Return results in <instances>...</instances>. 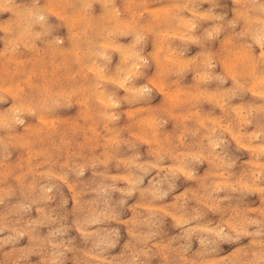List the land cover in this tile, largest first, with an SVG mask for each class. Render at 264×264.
Listing matches in <instances>:
<instances>
[{
  "label": "rangeland",
  "instance_id": "obj_1",
  "mask_svg": "<svg viewBox=\"0 0 264 264\" xmlns=\"http://www.w3.org/2000/svg\"><path fill=\"white\" fill-rule=\"evenodd\" d=\"M49 1L50 4H48ZM86 1L88 2V0H69L68 6H72L67 7V4L60 5L61 1L59 0H0V69L2 68L3 72H1L0 85L4 84L0 86V112L8 113L14 108L11 94L14 92L15 87H13V91L11 90L12 87L9 88V91L3 89L5 86H12L9 72L14 70V65L8 64L9 57L10 59L15 57L18 63L26 61L27 66H31L30 60L39 59L36 66H34L35 73H37L36 80L40 82L41 87H45V84L50 85L49 89L47 88L49 94L47 93L44 97L46 100H43V106L38 107L39 98L36 91H34L32 94L34 95L35 106L38 109L33 114L21 113L23 120L21 123L18 122L15 125L16 127L12 126L10 130L0 129V139H2L0 140V264H264V165L262 169L260 168L261 170L252 167L254 166L252 162H255L256 158L261 159L260 161L264 163V153L260 154L261 158L258 155L254 157L252 152L246 149V144L249 142L248 134L252 136L253 141H256V137H260L254 143L262 142L261 144H264V132H262L264 130V98L262 97L264 96L258 97L259 93L264 91V86L262 88L253 86L255 85L253 75H251L252 80L250 77L252 67H248V63L242 61L243 56H237L241 55L242 51L244 52L247 45V48L249 47L246 48L249 50L248 52L251 51L252 56L256 57L254 63L258 66H264L262 65L264 61L262 56V54L264 55V48H262L264 37L256 38L262 30L257 23V19H264V10H262V8L264 9V0H145L146 3L144 0H142V3L141 0H130L133 4L129 0H110L113 4L108 0H92L89 1L90 4ZM5 2H10L11 6L7 3L10 9L6 7ZM106 3L108 4L107 7L105 6ZM127 3L133 5H130L132 8L129 7L130 11H128L127 7L129 5ZM182 4L185 6L183 7ZM164 5L172 7L171 9L179 7L182 16L187 20H193L195 25L191 35L198 40L197 42L190 41L188 38L182 39L173 36L165 37L168 39L166 41L164 31L170 28L165 27L162 22L158 26L164 27L159 29L156 25L163 19H159L160 16L157 17L159 14H155L157 9L160 12V7L162 8ZM174 6L175 8H173ZM249 6L255 8L251 9ZM60 7L64 9L61 10ZM104 7L111 10L112 7L114 10L117 7L116 10L118 9L119 13L116 14V10L113 11L115 16L118 17L120 25L118 27L116 24L109 23L110 30H104L102 36L101 34L95 36L94 47L96 49H92L106 53L108 59L103 62V65L109 66L110 70L107 68L106 70H109L108 72L115 79L116 68H119L120 65L123 71L130 67L137 69L139 68L138 64L141 65L140 68H143V70L140 72L142 73L139 75L138 72V75L133 76L130 81L133 83L132 80L135 78L133 84H135V87L137 86L139 93L137 90L135 91L139 95L144 93L146 96H141L145 100L138 98L139 95L135 91L128 90L123 87V84L121 86L117 82L118 79H114V81L98 80L93 84L101 83L104 85L107 82L104 85L105 87L101 85L105 88L103 92L112 95L111 90L116 91V94L113 93L112 95L115 104L113 109H106L108 113L104 110L107 107L99 102L96 96H94L95 98L92 97L94 94L93 89L86 94L79 91L80 84L83 82L81 76L75 80H68L71 74L76 78L80 71L76 56L74 54L67 56L68 62L65 72L57 70L56 75L53 76V68L50 66L52 54L48 52L49 45L56 49L64 47L68 51L73 48L75 54L80 53L86 56L84 61L91 58L93 51L83 41L76 46L71 45V35L79 32L80 28L74 24L76 26L74 32L76 33L71 32L70 27L72 26H69L71 23L67 22L65 18L73 14L76 17L72 18L76 20L80 16L78 12L81 9L87 14L86 10L89 11V8H91V14L88 13L87 17L90 18L92 15L91 18L93 19L94 17L95 19L100 18L105 13V9H102ZM31 8L33 11H31ZM255 10L257 11L253 12ZM61 11H64V13ZM174 11H172L173 14L170 17L172 24L169 22L170 19L168 24L176 29L178 23L174 19L177 16H173L178 15V12ZM235 11H238V13ZM20 12L21 15L25 14L24 18L20 16ZM240 12L243 14L245 12V17L241 16ZM246 13L249 16H246ZM17 16H20L21 19L17 20ZM134 16L138 17L134 19ZM245 19L248 20L245 21ZM254 19L256 20L254 21ZM137 20L139 22L136 23ZM129 21L131 26L128 25ZM153 21H156L157 24H154L156 22ZM21 23L23 24L21 25ZM99 23L102 27L104 22L101 20ZM250 27L253 28L250 29ZM6 28L12 30L7 31ZM151 28H153V31L157 30L155 34ZM120 29L123 31L121 32ZM112 30H116L117 35ZM23 31L25 32L23 33ZM244 31L247 34L250 33L248 34L250 36L248 37ZM119 33L123 34L120 35ZM141 36L145 37L141 38ZM20 37H24V39ZM21 39L22 41H20ZM112 39L115 40L114 43H118L117 45L121 43L122 45L119 46L124 47L127 52L129 50H132L134 54L142 52L141 55L143 58L146 57L147 60L145 61L148 63L144 64L143 59H141L143 61H137L136 58L134 60L130 58L129 64L124 66L122 64L124 58L118 51L112 50L111 54V49L103 48L104 43L102 42H113ZM138 39L139 41H137ZM258 40L262 41V43L260 41L261 45ZM168 41L169 46L173 49L176 48L174 51H177L178 54L192 59L195 58L197 62L195 68L191 67L183 72L172 67L168 70L170 72L168 73L170 76L167 75L169 80H175L176 83L191 87L193 91L196 87L203 92L217 94V99L221 97V94L226 93L227 101L224 102H227L226 106L228 105L230 109L234 106L235 108L243 107L242 110H245L242 111L245 119L238 120L236 114L227 109L226 106H224V111V107L220 103L217 104V99L209 100L205 98V100L200 97L202 100L198 98L199 101H197V98H191V101L194 100L192 103L195 107L191 102L185 105L187 106L185 107L186 110L191 105L193 107H189V109H193L192 111L196 110L206 118H216L218 123L221 121L217 125L208 124L205 129L197 126L195 120L188 124L192 134L188 133L189 136L187 135L185 138L192 144V150L195 153L201 149V151L208 154L206 158L193 153L178 158V153L182 151L181 147H177V138L183 126L180 124L181 121H179L178 126V120L169 115L168 111L170 110L167 106L165 92L163 93L160 87L157 88L159 79L163 74L159 75L161 73L159 68L161 67L157 65L156 58L153 59L155 52L158 54L156 56H160L159 52L164 46H168ZM164 42L165 45L163 46ZM224 42L225 44H223ZM231 42H234V44ZM78 46L80 47L79 50H77ZM134 46L137 50L139 48H142V50L137 51ZM160 46L163 47L160 48ZM226 46L230 49H227ZM155 48L159 49V52L158 50L155 51ZM106 49L107 51H103ZM222 49L224 50L222 51ZM237 49L241 51L238 52ZM128 53L127 55H129ZM53 57H56L51 59L54 64L60 66L63 57L60 54ZM237 57L240 58L238 63L243 62V64H239L237 70L239 72L238 77L241 74L243 75V77H240L243 81L238 77H235L236 79L230 77L233 76L231 71L230 74L228 73L230 66L233 70V65L238 60ZM110 58L112 60H109ZM151 59L153 62H151ZM205 59L208 60L207 63ZM233 59L235 60L233 61ZM97 61L101 63V61ZM3 62L5 65L8 64L11 70L9 68L4 69ZM86 62L90 63V61ZM140 62L143 64H140ZM198 63H203L200 69L196 67ZM1 64L4 66L2 67ZM246 68L248 70L245 71ZM84 71L86 72L88 69L86 68ZM157 73L158 75H156ZM42 74L46 75L43 80L41 78ZM203 75H207V77ZM59 76H67L68 78L62 81L60 87L52 86L54 83L60 84ZM244 76H247V78ZM19 78L27 87V79L23 76ZM163 78L161 77V79ZM235 81H238L239 84ZM108 82H111V84ZM155 83L158 84L157 87H155ZM238 85L239 87H237ZM139 86L145 87L144 89L141 87L140 90ZM103 87L99 89H103ZM116 87L120 88L117 90ZM69 88H74V91L68 92ZM65 89L66 92H57ZM252 89L257 92L260 90V92L257 95ZM79 101L81 103L83 101V104L88 102V107L87 104L82 105ZM145 107H149L150 112L153 110L151 112L153 116L154 114L157 116L155 121L157 120L156 123L161 128L159 130L163 134L168 133L174 137L173 149L177 147L173 150L175 157H173V154L168 157L169 154H164L165 152L162 153L163 156L160 154L159 156L158 153L154 152L153 146L148 145L145 139V141H140V136L148 135L152 131L150 128H145L147 126L141 122V118H144L148 113L146 112L148 109L146 110ZM140 108L145 114L141 113ZM138 111L140 112L138 113ZM228 111L229 113H227ZM246 111L250 117H248ZM261 111L263 112L261 113ZM106 114L109 115L111 121ZM43 116L51 120L63 119L64 122L59 125L57 132L49 131L44 135H37L36 140L31 139V136H25L27 124H33L35 127L40 126L39 128L43 131H48L47 126L41 121ZM133 117L134 120H132ZM260 117L263 122H260ZM250 118L252 121H248L249 123L243 122L250 120ZM227 121L233 125L232 128ZM224 122L229 124L227 127H230L231 130H234L235 126L234 131H237L236 133L239 131L245 132L243 135L245 140L243 141L242 138V142L239 139L240 142L238 139L233 138L231 133H228L229 131H227ZM93 123L94 125L98 124L94 126ZM245 124L250 126L246 127ZM107 125H112L109 130L113 129L109 131ZM244 125L245 127H242ZM79 126L82 129L80 128L77 131L76 129ZM132 126H137L136 130L133 131L135 127ZM241 127L242 129H240ZM139 131L142 132L143 136L140 135ZM138 132L140 136L137 134ZM208 132L214 135L211 144L208 143L209 140L206 138ZM7 134L20 136L23 134L24 137L21 138H25L26 141L28 139L30 143L24 146L17 144L11 138L9 139ZM193 134L196 135L197 140H194ZM261 138L263 139L260 140ZM243 143L245 147H243ZM196 144L200 146L197 147ZM28 145L30 146L28 147ZM29 155L31 156L29 157ZM250 155H252V158ZM217 158L222 160L223 164L214 160ZM20 159L23 162L24 169L17 168L21 163ZM251 159L253 161L250 163ZM28 163L33 168V173ZM3 165H11L8 169L10 172H6ZM124 177L131 180L129 181ZM136 177L142 179L139 186L131 184L132 179ZM241 179L244 182H249L250 185L255 183L256 188L261 187L263 192H259L251 186H243ZM74 191L79 196V203L74 201Z\"/></svg>",
  "mask_w": 264,
  "mask_h": 264
},
{
  "label": "bare ground",
  "instance_id": "obj_2",
  "mask_svg": "<svg viewBox=\"0 0 264 264\" xmlns=\"http://www.w3.org/2000/svg\"><path fill=\"white\" fill-rule=\"evenodd\" d=\"M6 1H8V0H6ZM59 1H61L60 3V5H62L63 6V4H67V3H69V0H59ZM82 1V0H81ZM89 1H92V0H88V4H90V2ZM97 1V0H96ZM104 1V0H103ZM108 1H110V0H108ZM112 1H114V0H112ZM112 1H110L111 3H112ZM130 1V0H129ZM133 1V0H132ZM136 1V0H135ZM140 1V0H139ZM236 1H238V0H236ZM66 2V3H65ZM100 3H101V1H99ZM107 2V1H106ZM110 2H107L108 4L110 3ZM131 2V1H130ZM129 2V3H130ZM143 1L141 0V3H142ZM144 2H145V0H144ZM147 2V1H146ZM145 2V3H146ZM7 3H9V6H11V4H10V2H7ZM7 3L5 2V4H6V7L8 8V9H10L8 6H7ZM85 3V2H84ZM105 4V6L106 5H108V4ZM126 3V2H125ZM129 3H127L128 5H129ZM144 3V4H145ZM240 3V2H239ZM243 3V2H242ZM241 3V4H242ZM48 4H50V1H49V3ZM88 4H87V6H88ZM113 4V3H112ZM131 4H133L132 2H131ZM130 4V5H131ZM137 4V3H136ZM135 4V5H136ZM143 4V5H144ZM52 5V4H51ZM91 5L93 6V4L91 3ZM109 5H111V4H109ZM130 5L127 7L128 8V11H130V9H129V7H130ZM139 5H141V4H139ZM138 5V6H139ZM146 5V4H145ZM176 5H178V4H176ZM55 6V5H54ZM56 6H58V5H56ZM66 6V5H65ZM72 6V5H71ZM71 6H68V4H67V7H71ZM111 6H113V5H111ZM131 6H133V5H131ZM137 6V5H136ZM147 6V5H146ZM179 6V5H178ZM182 6H183V4H182ZM185 6V5H184ZM183 6V7H184ZM254 6H256V5H254ZM49 7V6H48ZM52 8H53V6H51ZM89 7H91V6H89ZM107 7V6H106ZM109 7V6H108ZM251 9H254L255 7H251V6H249ZM3 8V7H2ZM62 7H60V9H61ZM92 8V7H91ZM91 8H89V11H87L86 10V12H87V14L84 12V11H82V9H81V11H79L78 12V14H80V16H78L77 14V18H76V20H74L72 17H76L75 15H73V14H71V16H69V17H67V18H65L66 19V21L67 22H69V23H71L69 26H72V27H70V31L72 32H74V28H75V30H76V26L78 27V28H80L79 29V32H74V33H76V34H72L71 35V45L72 46H76L79 42H81V41H83L84 43H85V45H87V46H89L91 49L92 48H95L94 46V39H95V36H97V35H100L101 34V36L103 35V33L105 32L104 30H110V25H109V23L110 24H116V26H118L119 27V25H120V23H119V19H118V17L117 16H115V14H114V11L116 10V8L117 7H115V10H114V8L112 7V10L111 9H107V8H102V9H105L104 11H105V13L104 14H102L101 15V17L100 18H96L95 19V17H94V19L93 18H91L92 17V15H91V17L89 18V17H87V15H88V13H90L91 11H90V9ZM125 8V7H124ZM126 8V9H127ZM131 8V7H130ZM134 8V7H133ZM155 8V7H154ZM172 7H168L167 5H164V7H160V12H158V9H157V12H155V11H151V12H155V14H159L157 17H159V19H163V21L162 20H160L161 22L160 23H158L157 24V22L156 21H153V22H156V23H154V24H157L156 26L160 29V28H162V27H168V28H170V29H167L166 31H164L165 32V36L164 35H162V36H164V38L166 37V38H169L170 36H173V37H181L182 39H184V38H188V39H190V41H195V42H197L198 40L193 36V35H191V31L192 30H194V25H195V23L193 22V20L192 21H190V20H187L184 16H182L181 14H182V12H180V9H179V7H176L175 8V6L173 7V8H175V9H171ZM180 8H182V7H180ZM257 8V7H256ZM261 8V7H260ZM34 9V8H33ZM36 9V8H35ZM34 9V10H35ZM64 8H62L61 10H63ZM132 9V8H131ZM148 9V8H147ZM179 9V10H178ZM250 9V10H251ZM51 10V9H50ZM114 10V11H113ZM155 10V9H154ZM174 10H176L177 12H178V15H176L175 14V16H173V17H176L177 16V18H175L174 19V21L176 20L177 21V26H176V29H174V28H172V26H170V24H168V20L170 19V17H171V15L173 14V12H175ZM182 10V9H181ZM262 10H264L263 8H262ZM261 10V11H262ZM11 11V10H10ZM31 11H33L32 10V8H31ZM137 11V10H136ZM135 11V12H136ZM145 11H147V10H145ZM173 11V12H172ZM189 11V10H188ZM191 11V10H190ZM243 11H245V10H243ZM257 10H255V11H253V12H256ZM258 11H259V9H258ZM13 12V11H12ZM28 12V11H27ZM53 12H55V11H53ZM62 12V11H61ZM60 12V13H61ZM116 14H118L119 13V11H118V9L116 10ZM127 12V11H126ZM131 12H133V13H135L134 11H131ZM236 12V11H235ZM247 12V11H246ZM263 12V11H262ZM11 13V12H10ZM62 13H64V11L62 12ZM75 13V12H74ZM149 13V12H148ZM189 13V12H188ZM195 13V12H194ZM236 13H238V11L236 12ZM32 14V13H31ZM35 14H38V13H35ZM34 14V15H35ZM91 14V13H90ZM150 14V13H149ZM152 15L154 14V13H151ZM207 14V13H206ZM209 14V13H208ZM244 14H245V12H244ZM244 14L242 13V12H240V15L241 16H243V17H245L244 16ZM247 14V13H246ZM248 14H249V11H248ZM246 15V16H249V15ZM16 15H18L17 13H16ZM25 15V14H24ZM24 15H21V12H20V16H24ZM59 15H62V14H59ZM65 15V14H64ZM131 15V14H130ZM133 15V14H132ZM141 15V14H140ZM20 16L18 17H16V19L18 20L19 18H20ZM27 16V15H26ZM25 16V17H26ZM57 16V15H56ZM94 16V15H93ZM197 16V15H196ZM35 17V16H34ZM33 17V18H34ZM64 17V16H63ZM66 17V16H65ZM135 17V16H134ZM138 17V16H137ZM137 17H135L134 19H136ZM251 17V16H250ZM24 18V17H23ZM140 18V17H139ZM21 19V18H20ZM27 19H28V17H27ZM210 19V18H209ZM249 19V18H248ZM248 19H245V21L246 20H248ZM252 19V18H251ZM25 20H26V18H25ZM103 21L104 23H103V26L101 27L99 24V22L100 21ZM140 20V19H139ZM154 20H155V15H154ZM157 20V19H156ZM173 20V19H172ZM242 20V19H241ZM240 20V21H241ZM256 19H254V21H255ZM258 20V24H259V26L262 28V30L260 31V35H258V33H256L257 35H258V37H256V38H263L264 37V19L262 20L261 18L260 19H257ZM27 21V20H26ZM76 21H77V23H76ZM243 21V20H242ZM250 21V20H249ZM253 21V22H254ZM24 22V21H23ZM37 22V21H36ZM130 22V21H129ZM137 22H139L138 20L136 21V23ZM159 22V21H158ZM163 22V25L164 26H158V25H160L161 23ZM170 23H171V19H170V21H169ZM173 22V21H172ZM253 22H252V25H253ZM26 23V22H25ZM134 23H135V21H134ZM247 23H248V21H247ZM23 23H21V25H22ZM29 24H30V22H29ZM66 24V23H65ZM76 26H75V25ZM121 24L123 25V23L121 22ZM172 24V23H171ZM254 24H256V23H254ZM11 25V24H10ZM27 25H28V23H27ZM68 25V24H67ZM98 25H99V27H98ZM102 25V24H101ZM121 25V26H122ZM129 26H131V22L128 24ZM136 25V24H135ZM248 25H250V24H248ZM251 25V26H252ZM73 26H75V27H73ZM127 28H130L129 26H127V25H125ZM150 26V25H149ZM156 26H154L155 27V29H157L156 28ZM215 26V25H214ZM13 27V26H12ZM28 27V26H27ZM151 27V26H150ZM249 27V26H248ZM254 27V26H253ZM253 27H250V29L251 28H253ZM26 28V27H25ZM45 28V27H44ZM121 28V27H120ZM123 29H124V26L122 27ZM141 28V27H140ZM10 29V30H9ZM28 29V28H27ZM100 29H102L103 30V32H102V30L101 31H99ZM113 29V28H112ZM147 29H148V27H147ZM249 29V30H250ZM6 30L8 31H11L12 29L11 28H6ZM6 30H5V32H6ZM121 30V29H120ZM149 30H150V28H149ZM151 30L153 31V28H151ZM215 30V29H214ZM213 30V31H214ZM115 31L116 30H112V32H114L115 33ZM123 30H121V32H122ZM143 31V30H142ZM146 31H148V30H146ZM152 31H150V32H152ZM155 31H157V30H154L153 31V33L155 34ZM208 31V30H207ZM246 31V30H245ZM244 31V33H246ZM258 31V32H259ZM25 31H23V33H24ZM107 32V31H106ZM119 32V31H118ZM120 32V33H121ZM158 32H159V30H158ZM161 32V31H160ZM185 32H187V34H185ZM22 33V32H21ZM119 33V34H120ZM124 33H125V31H124ZM142 33V32H141ZM144 33H145V31H144ZM211 33V32H210ZM210 33H209V35H210ZM253 33V32H252ZM112 34V33H111ZM123 34V33H122ZM122 34H120V35H122ZM148 34V33H147ZM247 34V33H246ZM248 34H250V33H248ZM247 34V35H248ZM21 35V34H20ZM31 35V34H30ZM113 35V34H112ZM115 35H117L116 33H115ZM119 35V36H120ZM128 35V34H127ZM126 35V36H127ZM139 35V34H138ZM142 35H144V34H142ZM152 35V34H151ZM157 35H159V34H157ZM129 36V35H128ZM140 36V35H139ZM146 36V35H145ZM145 36H141V38H143V37H145ZM161 36V38L163 39V37ZM233 36V35H232ZM250 35H248V37H249ZM255 36V35H254ZM113 37V36H112ZM136 37H138V36H136ZM20 38H22V39H24V37H20ZM32 38V37H31ZM139 38V37H138ZM158 38V37H157ZM165 38V39H166ZM254 38V37H253ZM22 39L20 40V41H22ZM101 39H103V38H101ZM111 39V38H110ZM113 40V39H112ZM142 40H144V39H142ZM158 40H159V38H158ZM164 40V39H163ZM168 39H166V41H167ZM262 40V39H261ZM260 40V41H261ZM11 41V40H10ZM24 41V40H23ZM137 41H139V39L137 40ZM170 41V40H169ZM169 41H168V43H167V47L166 46H164L165 45V42H164V44H163V48L160 46V48H162V50L159 52V49H156L155 51H157L158 50V52H159V55L160 56H156V55H158V54H156V52L154 53V55L155 56H153L154 58L153 59H155L156 60V62H157V65L158 66H160L161 68H159V70L161 71V73H159V75H161V74H163V75H161V77L163 78L164 76V78L163 79H161V77H160V79H159V76H158V79L160 80L159 82H158V80H157V82H158V84H156V86L155 87H157V85H158V87L157 88H159L160 87V90L164 93V95L167 97V102H168V104H167V106H168V109L170 110V111H168L170 114V116L173 118H175V120H178V122H177V124H178V126H179V121H181L180 122V124H182V126H183V129H182V131H181V133H180V135H179V137L177 138V140H178V146L177 147H181V151L182 152H179L178 153V158L180 159V158H183L184 156H186L187 154H190V153H193L194 155H197V154H199L200 156H202V157H204V158H206V157H208V154H206L204 151H201V149H200V151H197L196 153L192 150V144L191 143H189L188 141H187V139L185 138V137H187V135H188V133L190 134L191 133V131H190V128H189V122H192V120H193V122H194V120L195 121H197V126H199L200 128H206L207 127V125L208 124H210V125H217V124H220L221 123V121L218 123L217 122V120H216V118L215 119H213V118H206V117H204V116H202L199 112H197L195 109V111H192L193 109H191L193 106H194V104L192 103L194 100L192 99V101H191V98H197V101H199L198 100V98L200 99V97H203V99H209V100H216L217 98H216V95L214 94V93H211V92H203L202 90H200L199 88H196V87H194V91L193 90H191L192 88L191 87H188V86H185V85H182V84H179L178 82L176 83V81L175 80H169L168 79V77L170 76L168 73H170V72H168V70H170L172 67L173 68H177V69H179L180 71H185V70H187V69H190L191 67H193V68H195V64H197V62H196V60H195V58L194 59H192V58H188L187 56H182V55H180V54H178L177 53V51H174V49H176V48H172L171 46H169ZM228 41H230V40H228ZM232 41V40H231ZM255 41H257V40H255ZM260 41L258 40V43H260ZM17 42V41H16ZM73 42V43H72ZM115 42V40H113V42H106V41H104V42H102V43H104V47L103 48H107V49H111L110 50V52H111V54H112V50H115V51H118L119 53H120V55H122V57L124 58V61L122 60V64H124V66H125V64H129L128 62L129 61H131V60H129L130 58H132L133 60H134V58H136L137 59V61L138 60H141V59H143L144 60V64H146V62L147 61H145V60H147V59H145V58H143V56L141 55V53L142 52H140V53H133L132 52V50L130 51H128L127 52V50L124 48V47H121V46H119V45H117L116 43H114ZM136 42V41H135ZM163 42V41H162ZM171 42V41H170ZM226 42V41H225ZM225 42L223 43V44H225ZM237 42V41H236ZM236 42H235V45H236ZM44 43V42H43ZM230 43V42H229ZM228 43V44H229ZM232 43V42H231ZM261 43H262V41H261ZM261 43H260V45H261ZM17 44V43H16ZM157 44V43H156ZM160 44L162 45V43H161V41H160ZM232 44H234V42L232 43ZM18 45V44H17ZM49 45V44H48ZM47 45V46H48ZM122 45V44H121ZM132 45H137V44H132ZM175 45V44H174ZM222 45V44H221ZM241 45V44H240ZM258 45V44H257ZM28 46V45H27ZM26 46V47H27ZM158 46H159V43H158ZM224 46V45H223ZM223 46H222V48H223ZM232 46V45H231ZM230 46V47H231ZM18 47V46H17ZM130 47H132L131 45H130ZM136 46H134V48H135ZM142 47V46H141ZM175 47V46H174ZM227 47V46H226ZM242 47V46H241ZM243 47H244V45H243ZM31 48V47H30ZM59 48V47H58ZM56 49V48H54V47H51L50 45H49V50H48V52H50L52 55H51V59L52 58H56V57H53V56H55L56 54H60L62 57H63V61H62V63H61V65L60 66H58L57 64H54V61L53 60H51L50 59V66H51V68H53V72H52V74H53V76H54V74L56 75V72H57V70H60L61 72H65V70L67 69V56H69V55H71V54H74L75 56H76V62H78L79 63V66H80V71L78 72V74H77V77L75 78V76L74 75H70L69 74V72H68V74L70 75V77L68 78L67 76H59V80H60V84H53L52 86H57V87H60V85H62V81H64L65 80V78H68V80H75V79H77L78 77H82V79H83V82L80 84V90L79 91H81L82 93H84V94H86V93H88V92H91L92 91V89H93V96L92 97H94V96H96V99L99 101V102H101L103 105H105L107 108H105L104 110L106 111V109L108 110V109H113V106H114V104H115V101H114V99L112 98L113 96V93H115L113 90H111L112 92V95L110 94V93H105V92H103L104 90H105V84H107V82H105V84L103 85V84H98L97 83V85L99 86H97V85H95V84H93V83H95L96 81H98V80H102V81H114V77H112V75H110V73L108 72L110 69H109V66L108 67H106V66H104L103 65V62L104 61H106L107 59H108V56L106 55V53H104V52H102V51H100V50H93L92 49V51H93V55H91L90 57L91 58H88L86 61H90V63L88 64L86 61H84V58L86 57V56H83V55H81L80 53H78V54H75V52H74V50H73V48H72V50L70 51H68V49L67 48H64V47H61V48H59V49ZM78 48H80L79 46L77 47V50H79ZM103 48H101V49H103ZM134 48H133V50H134ZM225 48V47H224ZM247 48V45H246V47H245V49H244V52L242 51V54L241 55H237L238 57H242L243 58V60L242 61H244V63L246 62V63H248V67H252L250 70L252 71L251 73L252 74H250V77H251V75H253V81H254V83H255V85H253L252 83V85L253 86H255V87H257V86H259V87H263L264 86V66L262 67V66H258L256 63H254L255 62V58L252 56V53H251V51H250V53L248 52L249 50H247L246 49ZM28 49H29V47H28ZM32 49V48H31ZM96 49V48H95ZM107 49L106 50H103V51H107ZM128 49H130V48H128ZM227 49H230L229 47H227ZM33 50V49H32ZM88 50V49H87ZM135 50H137L136 48H135ZM134 50V51H135ZM140 50H142V48H139V50H137V51H140ZM224 49H222V51H223ZM225 50H226V48H225ZM238 50V52H239V50L240 49H237ZM242 50H243V48H242ZM5 51V50H4ZM34 51V50H33ZM241 51V50H240ZM264 51V50H263ZM47 52V53H48ZM80 52V51H79ZM82 52V51H81ZM87 52V51H86ZM90 52V51H89ZM133 53V55H131V53ZM136 52V51H135ZM157 52V53H158ZM10 53V52H9ZM127 53L129 54V55H127ZM86 54H88V53H86ZM111 54H110V57H111ZM164 54V55H163ZM236 54H237V52H236ZM251 54V55H250ZM39 55H41V54H39ZM162 55V56H161ZM13 56V55H12ZM93 56V57H92ZM232 56V55H231ZM234 56H235V54H234ZM262 56L264 57V55L262 54ZM262 56H261V58H262ZM229 57V56H228ZM238 57H237V59H238ZM3 58V57H2ZM5 58H7V57H5ZM14 58V59H13ZM13 58H11L10 59V57H9V60H8V64L10 63V64H13L14 65V70H11L10 69V67L8 66V64H6L5 65V63L3 62V64L5 65H2V67L4 66V69L5 68H9V70H11V72H9V79H10V81H11V83H12V86H9V87H6L5 86V88L3 87V89L4 90H6V91H9L10 89V87H12L11 88V90L13 89V87H15V89H14V92H12V94H11V99H12V102H13V104H14V108L12 109V111H10V112H8V113H2V112H0V129H9L10 130V128L12 127V126H14V127H16L15 125L16 124H18V122H22V115H21V113H31V114H33L34 112H35V110L36 109H38L37 108V106H35V100H34V95L32 94L34 91H36V94H37V97L39 98V102H38V107H41V106H43V103H44V101L43 100H46V99H44V97L47 95V93H48V89H49V86L50 85H48L47 86V84H45V87H41L40 86V82H38L37 80H36V76H37V73H35L36 71H35V69H34V66H36V63H37V61L39 60V59H37V60H27V61H29L30 63H31V66H27V64H25L26 63V61H21V62H16V60H15V57H13ZM232 58V57H231ZM225 59H226V56H225ZM229 59H230V57H229ZM240 59V58H239ZM239 59L237 60V62H236V64L235 65H233L234 67H233V70H231L232 69V67L230 68L229 67V69L230 70H228L227 68H225V69H227L229 72V74H230V71L232 72V74L231 75H233V76H230V77H238V74H239V72L237 71L238 70V66H240L239 64L241 63V64H243V62H239L238 63V61H239ZM248 59V61L250 62V65H249V62L248 61H246V60ZM40 60H42L41 58H40ZM97 60H99V61H101V63H98V61ZM109 60H112L111 58L109 59ZM108 60V61H109ZM128 60V61H127ZM143 60H141V61H143ZM227 60V59H226ZM232 60V59H231ZM235 59H233V61H234ZM257 60V59H256ZM34 61V62H33ZM53 61V62H52ZM75 61V60H74ZM164 61V62H163ZM205 61H206V63H207V61L208 60H206L205 59ZM204 61V62H205ZM211 61V60H210ZM224 61V60H223ZM223 61H222V63H223ZM230 61V60H229ZM40 62V61H39ZM112 62V61H111ZM121 62V61H120ZM151 62H153V60L151 59ZM203 62V63H204ZM232 62V61H231ZM1 63H2V61H1ZM148 63V62H147ZM165 63V64H164ZM203 63H198V65L196 66V67H198V69H200L201 67H202V65H203ZM205 63V64H206ZM225 63L227 64V62L225 61ZM224 63V64H225ZM233 63V62H232ZM235 63V62H234ZM263 63H264V61H263ZM262 63V65H264ZM140 64H143L142 62H140ZM169 64V65H168ZM171 64V65H170ZM229 64H231V63H229ZM126 65V66H127ZM131 65V64H130ZM135 66H137L136 64H134ZM228 65V64H227ZM123 66V65H122ZM123 66V67H124ZM132 66H133V64H132ZM140 66L141 65H139L138 64V67L139 68H133V67H130L129 69H126V70H124L123 71V69H121L122 67H121V65H120V67L119 68H116V79H118L117 80V82H119L120 84H121V86H122V84H123V87H125V88H127L128 90L130 89V90H133V91H135V90H137L138 91V89L135 87V84H133L135 81V78H133V83H131V78L133 77V76H135L136 77V75H138V72H139V75H140V73H142V72H140V71H142L143 70V68H140ZM143 66V65H142ZM145 66V65H144ZM143 66V67H144ZM171 66V67H170ZM209 66V65H208ZM244 66V65H243ZM246 66V67H247ZM31 67V68H30ZM226 67V66H225ZM228 67V66H227ZM245 67V66H244ZM259 67H261V68H263V69H261V68H259ZM88 69V71H86L87 72V74H86V72L84 71L85 69ZM106 68L107 69H109L108 71L106 70ZM139 69H141V70H139ZM176 69V70H177ZM8 70V71H9ZM34 70V71H33ZM70 70V69H69ZM139 70V71H138ZM226 70V71H227ZM246 70H248V68H246L245 69V71ZM249 70V71H250ZM33 71V72H32ZM44 71V70H43ZM244 71V72H245ZM2 72V68L0 69V77H1V74L3 73H1ZM45 72V71H44ZM224 72V71H223ZM175 73V72H174ZM249 73V72H248ZM46 75H47V73H45ZM45 74H42L43 76L41 77L42 78V80L45 78ZM197 74V73H196ZM202 74V73H201ZM207 74V73H206ZM226 74V73H225ZM244 74H246V73H244ZM76 75V74H75ZM156 75H158V73L156 74ZM167 75H168V77H167ZM208 75V74H207ZM207 75H203L204 77L206 76L207 77ZM242 75V74H241ZM241 75H239L240 77H243V75L241 76ZM20 76H23L24 78H26L27 80H26V83H27V87H26V85L25 84H23V82L21 81V80H19L20 78ZM142 76V75H141ZM247 76H249V75H247ZM247 76L245 77V78H247ZM201 77H202V75H201ZM229 77V78H230ZM240 77H238V79H240ZM62 78V79H61ZM139 78V77H138ZM141 78V77H140ZM156 78V77H155ZM200 78V77H199ZM231 78V79H232ZM235 78V79H236ZM245 78H243V79H245ZM115 79V80H116ZM237 79V80H238ZM249 79V78H248ZM8 80V79H7ZM41 80V81H42ZM241 81H243L242 80V78L240 79ZM251 80H252V77H251ZM151 81V80H150ZM153 81H155L154 79H153ZM168 81V82H167ZM239 81V80H238ZM238 81H235V82H238ZM240 81V82H241ZM68 82H70V81H68ZM235 82H234V84H235ZM104 83V82H103ZM109 84H111V82H108ZM114 83V82H113ZM150 83V82H149ZM152 84H153V82H151ZM168 83V84H167ZM243 83V82H242ZM247 83V82H246ZM249 83H250V81H249ZM5 84H7V83H5ZM238 84H239V82H238ZM244 84V83H243ZM1 85H4V84H1ZM0 85V86H1ZM101 85H103V86H101ZM168 85V86H167ZM241 85V84H240ZM65 86V85H64ZM76 86V85H75ZM113 87H114V84L112 85ZM100 87H103V89H99ZM140 87V86H139ZM142 87V86H141ZM141 87H140V90H141ZM145 87V86H144ZM144 87H142V89H144ZM167 87V88H166ZM170 87V88H169ZM235 87V86H234ZM237 87H239V85L237 86ZM255 87H253V88H255ZM2 88V87H1ZM48 88V89H47ZM63 88V87H62ZM117 88V87H116ZM120 88V87H119ZM119 88H117V90L119 89ZM236 88V87H235ZM251 88V87H250ZM258 88V87H257ZM99 89V90H98ZM168 89V90H167ZM260 89V88H259ZM159 90V91H160ZM253 91H254V93L256 92L257 93V95H258V93L260 92V90H258V92L255 90V89H252ZM263 90V89H262ZM13 91V90H12ZM66 92L67 90L65 89V90H59V91H57V92ZM74 91V88H69V90H68V92H73ZM137 91H135L136 93H137ZM143 91V90H142ZM141 91V92H142ZM160 91V92H161ZM222 92V91H221ZM233 92V91H232ZM138 93H139V91H138ZM137 93V94H138ZM261 93V94H260ZM259 93V95H258V97H261V95L262 96H264V91H261ZM49 94V93H48ZM110 94V95H109ZM116 94V93H115ZM226 94V93H225ZM225 94H221L220 96V98H218L216 101H217V104L218 103H220L221 104V106H226L225 104L227 103H224L225 101H227L226 100V98H227V96L225 95ZM59 95V94H58ZM88 95V94H87ZM139 95V94H138ZM142 95H144V93H142ZM142 95H139V97L138 98H142L141 96ZM61 96V95H60ZM131 96V95H130ZM145 96V95H144ZM143 96V97H144ZM226 96V97H225ZM68 97V96H67ZM136 98H137V95L135 96ZM135 97H134V99H135ZM146 97V96H145ZM57 98V97H56ZM55 98V100H57ZM70 98H71V95H70ZM95 98V97H94ZM115 98V97H114ZM164 99H165V97H163ZM262 98H264V97H262ZM93 99V98H92ZM117 99H118V97H117ZM121 99V98H120ZM133 99V100H134ZM142 99H144L145 100V98H142ZM141 99V100H142ZM205 99V100H206ZM65 100H66V98H65ZM119 100V99H118ZM118 100H116L117 102H118ZM124 100H127V99H124ZM130 100H132V99H130ZM200 100H202V98L200 99ZM73 101V100H72ZM85 101V100H84ZM88 101H90L89 99H88ZM94 101V100H93ZM119 101H121V100H119ZM76 102H78V101H76ZM80 102V101H79ZM86 102V101H85ZM127 102H129V101H127ZM191 102V104H193V106L191 107V105H189V107H191L190 109H189V107H188V109L186 110L185 109V107H187V106H185L186 104H188V103H190ZM208 102V101H207ZM210 102V101H209ZM81 103V102H80ZM84 102L82 101V105H85V104H87V107H88V102L87 103H85V104H83ZM95 103V102H94ZM119 103V102H118ZM164 103V102H163ZM197 102H196V100H195V104H196ZM80 104V105H81ZM118 105H120V104H118ZM239 106H243V105H239ZM82 107H84V106H82ZM165 107V106H164ZM195 107V106H194ZM227 107V109H229V110H232V112H234L235 114H236V117L238 118V120H241V119H245L244 118V114H243V112L245 111V110H242V108H239V107H236L235 108V106L232 108V109H230V107L227 105L226 106ZM261 108H263L262 106H260ZM139 108V107H138ZM137 108V109H138ZM146 108V110L149 108V107H145ZM222 108V107H221ZM251 108V107H250ZM260 108V109H261ZM41 109H43V108H41ZM88 109V108H87ZM86 109V110H87ZM100 109V108H99ZM117 109V108H116ZM141 109V108H140ZM144 109V108H143ZM225 109V107L223 108V110ZM226 109V110H227ZM252 109V108H251ZM94 110H96V109H94ZM135 110V109H134ZM146 110H143V111H146ZM165 110V109H164ZM163 110V111H164ZM190 110V111H189ZM247 110V109H246ZM256 110V109H255ZM109 111H111V110H109ZM141 111V113L143 114L144 112H142V109L140 110ZM140 111H138V113L140 112ZM153 110H151V112H152ZM156 111H157V109H156ZM166 111V110H165ZM225 111V110H224ZM243 111V112H242ZM43 112V111H42ZM107 112V111H106ZM112 112V111H111ZM146 112H148L147 113V115L144 117V118H141V116H140V118L142 119L141 120V122L143 123V125H145V126H147V127H145V128H150L152 131H150V134H145V136H143V134H141L142 132L141 131H139L140 132V135H142L143 137H141L140 135H139V132L137 133L139 136H140V138H141V140L140 141H147L146 143L149 145H151V146H153V150H154V152L155 153H158V155L160 154L161 156H163V154L162 153H164V154H169L168 155V157L171 155V154H173V157H175L174 156V153H173V150H175V149H173V145H174V140L175 139H173L174 137H172V135L170 136L168 133V135L167 134H163L160 130H159V128L160 127H158V125L159 124H157L156 122H157V120L155 121V118L157 117V116H155V114H154V116H153V113H151L150 112V109H148ZM231 112V111H230ZM231 112V114H233ZM247 112V111H246ZM263 111H261V113H262ZM108 113V112H107ZM114 113V112H113ZM112 113V114H113ZM140 113V114H141ZM166 113V112H165ZM227 113H229V111L227 112ZM226 113V115H228ZM248 113V112H247ZM264 113V112H263ZM91 114V113H90ZM111 114V115H112ZM134 114V113H133ZM136 114H137V112L134 114L135 116H136ZM145 114V113H144ZM167 114V113H166ZM250 114H252V113H250ZM76 115V114H75ZM130 115H131V113H130ZM223 115H224V113H223ZM246 115V114H245ZM248 115V117H250L249 116V113L247 114ZM246 115V116H247ZM94 116V115H93ZM106 116H108V118H109V115L108 114H106ZM131 116H133V115H131ZM131 116H129V117H131ZM134 116V117H135ZM231 116V115H230ZM234 116V115H233ZM245 116V117H246ZM39 117V116H38ZM114 117H115V115H114ZM113 117V118H114ZM134 117H133V119L132 120H134ZM170 117V118H171ZM232 117V116H231ZM247 117V118H248ZM40 118H42V117H40ZM40 118H39V120H40ZM85 119H86V116L84 117ZM83 118V119H84ZM88 118H90V117H88ZM94 119H95V117H93ZM137 118V117H136ZM226 118V117H225ZM227 118H228V116H227ZM261 118V117H260ZM83 119H82V121H83ZM249 119V118H248ZM253 119H254V117H253ZM258 119V118H257ZM109 120H110V118H109ZM254 120H256V119H254ZM253 120V122H255ZM261 121L260 122H263L262 121V118L260 119ZM41 121H42V123L45 125V126H47V130L48 131H43L41 128H39L38 126H36L35 127V125H33V124H27L26 125V128H25V131H26V133L24 134L25 136H31V139H33V140H36V136L37 135H44V134H46L47 132H49V131H54V132H57L58 130H59V125L60 124H62L63 122H64V120L63 119H59V118H56V119H47V118H45L44 116H43V118L41 119ZM40 121V122H41ZM67 121V120H66ZM111 121V120H110ZM114 121H116L115 120V118H114ZM234 121V120H233ZM236 121V120H235ZM248 121H252V119L250 118V120H247V121H243V122H248ZM76 122H78V121H76ZM228 122V121H227ZM242 122V123H243ZM101 123V122H100ZM110 123V122H109ZM116 123V122H115ZM225 123V122H224ZM229 124H230V122H228ZM226 124V128H227V131H229L228 133H231V135L233 136V138H235L236 140L238 139H242L243 141L245 140V137L243 136L244 135V133H242V131H239L238 133H236L234 130L236 129V127L234 126V130H231V128L233 127V125H231V128L230 127H227V126H229V124ZM239 123H241V121H239ZM238 123V124H239ZM249 123V122H248ZM259 123V122H258ZM97 124L98 123H96L95 125L97 126ZM111 124H112V122H111ZM138 124V123H137ZM140 124V123H139ZM176 124V125H177ZM244 124V123H243ZM93 125H94V123H93ZM94 125V126H95ZM142 125V126H143ZM222 125H223V123H222ZM246 125V127L247 126H250L249 124L247 125V124H245ZM245 125L244 126H242V127H245ZM251 125H252V123H251ZM107 126H109V125H107ZM110 126H112V125H110ZM110 126L107 128L108 130H109V128H110ZM139 127H140V125H138ZM141 126V127H142ZM261 126V125H260ZM133 127V126H132ZM135 127V126H134ZM133 127V128H134ZM137 127V126H136ZM136 127L133 129V131L134 130H136ZM181 127V126H180ZM223 127V126H222ZM242 127L240 128V129H242ZM81 127L79 126L76 130L78 131L79 129H80ZM93 128V127H92ZM178 128V127H177ZM225 128V129H226ZM263 128V127H262ZM14 129V128H13ZM82 129V128H81ZM94 129H96V128H94ZM104 129H105V127H104ZM113 128H111V130H112ZM141 129V128H140ZM161 129V128H160ZM207 129H209V128H207ZM12 130V129H11ZM15 131H16V129H14ZM13 130V131H14ZM91 130V129H90ZM111 130H109V131H111ZM131 130H132V128H131ZM178 130V129H177ZM179 130H181V129H179ZM238 130V129H237ZM243 130H245V129H243ZM4 131V130H3ZM223 131H225V130H223ZM86 132V131H85ZM95 132H96V130H95ZM176 132H178V131H176ZM206 133H207V131H205ZM214 132V131H213ZM241 132V133H240ZM259 132H260V130H259ZM262 132H264V130L262 131ZM262 132H260V133H262ZM143 133H144V129H143ZM147 133V132H146ZM227 133V132H226ZM247 133V132H246ZM254 133V132H253ZM108 134H110V133H108ZM107 134V135H108ZM134 134V133H133ZM177 134V133H176ZM192 134V133H191ZM196 134V133H195ZM195 134H193L194 135V140L196 139V135ZM251 134V133H250ZM264 134V133H263ZM8 135V137H9V139L11 138L15 143H17V144H21V145H27L28 143H30V142H28V139H27V141L25 140V138H21L22 136L24 137V135L23 134H21L22 136H20V135H17V134H12V135H10V134H7ZM52 135H54V134H52ZM51 135V136H52ZM98 135V134H97ZM115 135H116V133H115ZM119 135V134H118ZM131 135H132V133H131ZM134 135H136V134H134ZM133 135V136H134ZM138 135H136V136H138ZM165 135H167V136H165ZM192 135V136H193ZM246 135V134H245ZM257 135V134H256ZM258 135H260L259 133H258ZM257 135V136H258ZM135 136V137H136ZM189 136V135H188ZM206 136V135H205ZM261 136V135H260ZM50 137V136H49ZM111 137V136H110ZM116 137H118V136H116ZM191 137V136H190ZM249 137V138H248ZM248 144H246L247 146V148L246 149H249L250 150V152H252V155H254V157H255V155H258L259 157L264 153V144H261V143H254V141H253V139H252V136H250L249 134H248ZM263 137V136H262ZM64 138V137H63ZM95 138V137H94ZM112 138V137H111ZM114 138V137H113ZM139 138V137H138ZM143 138V139H142ZM209 141H208V143H210L211 144V142H213V139H214V135L211 133V132H208V135H207V137H206ZM254 138V137H253ZM257 139H259L260 137H256ZM264 138V137H263ZM263 138H261L260 140H262ZM110 139V138H109ZM115 139V138H114ZM114 139H112V140H114ZM145 139V140H144ZM186 139V140H185ZM188 139H189V137H188ZM255 139V138H254ZM257 139H256V141H257ZM0 140H2V139H0ZM40 140H45V139H40ZM58 140V139H57ZM116 140V139H115ZM176 140V141H177ZM197 140V139H196ZM239 140V141H240ZM241 140V141H242ZM55 141V140H54ZM240 141V142H241ZM242 141V142H243ZM246 141H247V139H246ZM255 141V142H256ZM263 141H264V139H263ZM9 142H10V140H9ZM24 142V143H23ZM53 142V141H52ZM56 142V141H55ZM68 142V141H67ZM115 142V141H114ZM42 143H44V142H42ZM69 143V142H68ZM111 143V142H110ZM143 143V142H142ZM197 143V142H196ZM239 143V142H238ZM144 144V143H143ZM190 144V145H189ZM241 144V143H240ZM194 145V144H193ZM197 145V144H196ZM196 145H195V148H196V150H197V147L198 146H200V145H197V147H196ZM243 145V147H245V144L243 143L242 144ZM30 145H28V147H29ZM57 146V145H56ZM112 146H114V145H112ZM215 146V145H214ZM27 147V148H28ZM107 147H109V146H107ZM26 148V149H27ZM44 148V147H43ZM47 148V147H46ZM82 148V147H81ZM108 149V148H107ZM243 149V148H242ZM72 150V149H71ZM111 150H112V147H111ZM178 150V149H177ZM31 151V150H30ZM32 151H34V150H32ZM149 151V150H148ZM36 153H38V152H36ZM106 153H108V152H106ZM32 154V153H31ZM43 154V153H42ZM250 154V153H249ZM261 154V155H260ZM35 155V154H34ZM67 155V154H66ZM111 155V154H110ZM159 155V156H160ZM252 155H250V157L252 158ZM31 155H29V157H30ZM257 156V157H258ZM109 157V156H108ZM111 158V157H110ZM261 158V157H260ZM120 160V159H119ZM175 160V159H174ZM215 161H218V162H220V163H222L223 164V161L222 160H219V158H217V159H214ZM261 159H259V158H256V160H254L255 162H252L253 160L251 159V161H250V163L252 162L253 164H254V166H252L254 169L255 168H258V169H262V166L264 165V163L263 162H261L260 161ZM20 162V164L18 165V169H24V167H23V162L21 161V159L19 160ZM121 161V160H120ZM29 162L31 163V161H30V159H29ZM217 162V163H218ZM30 163H28V165H29V167H30V170H31V172L33 173V168L31 167V165H30ZM221 165V164H220ZM251 165V164H250ZM11 165H3V167L5 168V171L6 172H10V170H8L9 169V167H10ZM222 166V165H221ZM137 167H139L138 165H137ZM217 167H218V165H217ZM223 167V166H222ZM260 169V170H261ZM264 169V168H263ZM180 171V170H179ZM254 173V172H253ZM260 173H262L261 171H260ZM219 174H221V172H219ZM216 175H218V174H216ZM222 175V174H221ZM253 175V174H252ZM254 176H255V174H254ZM253 177V176H252ZM124 178H127L128 179V177H124ZM201 179H202V177H201ZM129 181L131 180V179H128ZM198 180H199V178H198ZM242 180V179H241ZM240 180V181H241ZM140 182H142V179H140V178H138V177H136V178H134V179H132V183L131 184H133V185H140L141 183ZM224 183V182H223ZM241 183H243L242 185L243 186H245V187H254V188H256L257 186H256V184L254 183V184H248L247 183V181H241ZM252 183V182H251ZM153 185V187L155 186L154 185V183L152 184ZM135 187H137V186H135ZM138 189H140V187H138ZM257 190H259V192H263V190H261V187L260 188H256ZM74 193H75V191H74ZM74 201L75 202H77V203H79V196L77 195V193H75V196H74ZM181 220V219H180ZM50 242V241H49ZM52 242V241H51Z\"/></svg>",
  "mask_w": 264,
  "mask_h": 264
},
{
  "label": "snow or ice",
  "instance_id": "obj_3",
  "mask_svg": "<svg viewBox=\"0 0 264 264\" xmlns=\"http://www.w3.org/2000/svg\"><path fill=\"white\" fill-rule=\"evenodd\" d=\"M262 48H264V43H262Z\"/></svg>",
  "mask_w": 264,
  "mask_h": 264
}]
</instances>
